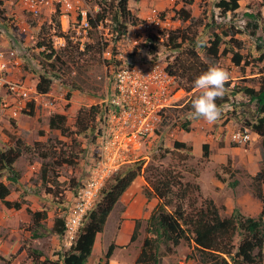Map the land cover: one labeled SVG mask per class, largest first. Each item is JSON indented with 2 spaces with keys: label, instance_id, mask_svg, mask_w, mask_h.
Returning a JSON list of instances; mask_svg holds the SVG:
<instances>
[{
  "label": "rangeland",
  "instance_id": "1",
  "mask_svg": "<svg viewBox=\"0 0 264 264\" xmlns=\"http://www.w3.org/2000/svg\"><path fill=\"white\" fill-rule=\"evenodd\" d=\"M97 1L85 0L84 2L90 18H94L99 10ZM219 1L194 0L190 5H185L182 0H129V8L134 15L138 10L143 13L141 17H138L140 18L138 24H129L124 35L115 40L117 32L116 24L112 19L114 13V9H112L99 27L79 28V32L75 35L81 40L67 41L63 46L56 43L57 57L63 63L53 60L51 61L53 66L39 53L42 47H36V42L41 34L51 41L50 36L53 34V30L47 17L24 16L21 17L22 21L15 20L11 18L6 7L0 9V43L4 48L16 51L6 70L0 73L4 80L2 82H15L24 86V94H22L21 92L11 93L7 83L0 84V149L15 145L16 139H20L23 144L30 146V151L25 152L16 161V167L22 174L21 179L14 184L8 183L11 200L25 201L20 208L21 214L19 215L20 229L22 230L21 242L29 237V233H26V226L31 223L29 210H48L49 215L43 221L46 226H52L53 222L50 223V220H53L55 214L65 213L56 206L52 197L46 194V185L40 179L41 164H46L47 168L52 171L48 172V176L53 182H50L48 186L59 190L61 197L58 200L63 201L62 206L65 210L73 201L71 189L87 178L85 169L95 152L93 138L95 131L86 136L68 135V133L62 135L59 130L48 127V120L52 115L63 114L68 126L67 132H69L76 111L80 107L100 106L108 92L111 80L110 69L105 68L106 58L103 56V52H97L96 47L87 50L85 46L93 45L101 39V42H106L107 47L113 53L123 54L122 57L125 59L133 58L135 62L144 59L148 55L147 36L152 33L150 29L147 31L138 25L144 19L155 15L160 18H169L171 21L169 29L183 28L189 24V21L178 18L175 11L184 5L194 19L202 16L204 24L211 23L206 27L203 35L205 39L211 36L216 25L221 26L219 31L224 30L229 33L228 30L231 26H236L240 31L234 37L243 43V47L238 50L243 56L241 63L234 64L231 61V53L227 52L216 64L229 75L224 96L216 100L221 109V116L212 124L203 119L193 118V112L185 108L187 104V101L185 104V100H188L190 96L195 98L196 89L189 95L179 92L176 106L166 110L160 126L142 143L137 151V157L120 167L118 172L137 164L143 169L157 163L173 166L180 172L183 181L199 186L198 191L193 190V199L197 205L203 199L210 198L222 216L230 215L234 209L245 216L255 217L258 215L260 201L255 195L256 185L253 176L261 164L260 138L247 126L249 109H254L255 105L248 101L243 92L238 91L232 95L229 94V91L232 88L236 90L245 85L258 88L260 70L264 68V53L262 55L260 50L255 47L257 43L255 38L264 35V32L258 28L255 35L251 36L248 34L250 28H247L246 23L256 20L259 25L262 24L264 5H258L256 0H238L237 15L232 18L229 13H223L216 6ZM133 8H137V10L135 11ZM253 12L259 14L255 19L247 15L253 14ZM204 27H199L198 30H202ZM63 28H66L65 21ZM164 37L161 36L157 40L160 52L157 59L162 64H165L167 54H169L168 48L164 45L166 43ZM229 38L230 35L225 36L224 40H229ZM225 47L224 44L221 45V48ZM233 50H237V47H233ZM91 53L95 54L96 61L94 62L87 61ZM39 75L52 77V85L48 93L40 94L35 91ZM72 82L78 87L69 85ZM225 98L227 99L225 100ZM13 108L18 109L15 115L12 113ZM238 132L247 133L249 140L244 143L232 140V134ZM175 141L192 142V153L186 160L182 159L186 150L175 148ZM204 145L207 146V156L203 155ZM69 148L79 151L75 163L73 165H57L55 163L57 154L65 152L66 155L70 152L67 150ZM31 166L34 168H30ZM144 176L145 173L135 179L136 183L141 184L142 190L146 187ZM0 181L7 182L4 173L0 174ZM110 181L106 184H109ZM131 186L133 188V182ZM261 188L264 193V185H261ZM132 199L133 193L129 197V202ZM0 204L1 210L4 205L1 201ZM124 209V206L117 205L116 209L114 208L110 212L103 231L96 237V244L93 246L94 255H90L91 259L96 257L89 264H104L103 255L108 242H115L123 221ZM26 216L30 220L26 221ZM138 220L136 239L133 241L127 239L120 246L122 249H116L118 264H134L143 239L150 235L146 228L147 218ZM5 222H0V236L6 231V228H11L8 221ZM40 230L42 235L39 238L29 239V243L41 249L44 256L52 259L58 258L56 254L64 253L65 249L67 250L75 240L74 238L71 243L62 245L59 241L56 242L53 234L47 233L44 229ZM13 237H17V235H13ZM190 251L191 246L185 241H181L175 247L169 246V249L165 245H161L159 247V264H178L180 260L188 259ZM19 260L17 264H32L27 256L20 257ZM0 264H3L1 259Z\"/></svg>",
  "mask_w": 264,
  "mask_h": 264
},
{
  "label": "trees",
  "instance_id": "2",
  "mask_svg": "<svg viewBox=\"0 0 264 264\" xmlns=\"http://www.w3.org/2000/svg\"><path fill=\"white\" fill-rule=\"evenodd\" d=\"M193 1L182 0V3L190 5ZM256 1L258 5H264V0ZM128 2L129 0H98L97 6L99 10L94 18L89 19L91 27H96L100 22H103L110 14V11L114 9L112 19L116 24L115 30L117 34L115 40L120 39L129 24L136 25L140 21V18L130 10ZM185 5L176 10L175 13L178 18L184 21L188 20L189 24L183 28L163 30L161 36H165L166 43L164 45L169 51L165 70L170 76L174 77L178 87L189 95L195 89V78L206 71L209 66L216 65L227 52L231 53V61L239 65L243 56L238 50L243 47V43L240 39L234 37L237 33H240L236 26H231L228 30L229 33H227L224 30L219 31L218 29L221 26L216 25V29L211 32V36L205 39L203 35L206 27L211 23L204 24L202 16L194 19ZM216 6L223 13H229L232 18L237 15L238 0H220ZM247 15L254 19L259 16V14L254 12ZM55 22L56 29L59 31L58 14H56ZM261 23L259 25L256 20L254 22L248 21L246 23L247 28H250V31L246 28L248 34L254 36L258 28L264 32V17ZM199 27L204 28L198 30ZM228 35H230L229 40H224V37ZM158 38L154 34L147 36L148 54L154 58L158 57L160 53L157 46ZM255 40L257 41L255 47L263 55L264 35L256 37ZM199 41H205V43H198ZM230 43L232 44L230 45ZM222 44L226 47L221 48ZM106 46L107 43L101 42L100 39L93 45H86L85 48L88 50L96 47L97 52L102 53ZM36 47H42L39 53L47 61L56 60L61 64L63 63L57 57L51 41L43 34L39 36ZM233 47H237V50L234 51ZM87 61H96L95 54L91 53ZM105 62L106 64L111 63L106 59ZM51 63L53 66V62ZM258 83V88L245 85L236 90L232 88L229 91V94L232 95L238 91L243 92L248 101L255 105L254 109L248 108L250 115L247 120V126L260 138L261 164L259 170L253 176V181L256 185L255 195L261 202V209L257 216H245L236 209L230 215L222 216L218 207L210 198L203 199L197 205V202L193 199V190L198 191L199 186L183 181L180 172L175 167L157 163L148 165L143 169L137 164L134 167L129 166L118 172L119 168L105 180L104 185L93 201L92 207L81 220L73 243L67 250L65 249L64 253H55L58 258L52 259L44 256V252L41 249L32 246L29 243V239L39 238L42 235L40 229H44L47 233L53 234L54 238L63 245L64 221L68 209L65 210L62 206L63 201L58 200L61 197L59 190L48 186L50 182H53L48 176V172L52 171L47 168L46 164H41L40 179L46 185V194H49L57 204L56 206L61 211H65V213L55 214L52 226L48 227L43 222L48 217V210H29L31 223L26 226V229L30 232V235L28 239L26 238L22 241L19 251L21 249L25 250L32 264H85L87 258L91 255L96 237L103 231L113 207L132 182L145 173L146 187L143 189V194L147 199L156 198L157 203L146 220L147 232L150 235L143 239L134 264H159V247L165 245L169 249V246L175 247L181 241H185L191 246L188 259L193 261V264H264V193L261 188V185L264 184V68L260 70ZM51 85V76L39 75L35 91L40 94L48 93ZM69 85L78 87L74 82ZM226 85L227 83L225 87ZM193 99L194 96H190L188 100H185V104L187 101L185 108L191 112L194 111L191 105ZM99 107L96 105L80 107L76 111L75 119L70 125L69 132H67L68 126L63 114L52 115L48 120V127L49 129L59 130L62 135H67L68 133V135L86 136L93 134L95 131L93 136L95 154L97 153L96 130L98 127L96 116L99 112ZM174 147L186 150V154L182 156L183 160H186L192 153L191 141H175ZM29 149L30 146L23 144L20 139L15 140V145L0 149V174L4 173V177L9 183H17L21 178V172L15 167V163L20 156L30 151ZM67 150H70V152L66 155L65 152L57 154L55 161L57 165H73L75 163V159L79 156V151H75L72 148ZM207 154V146L204 145L203 155L207 156ZM109 180H111L110 183L106 184ZM80 184L71 189L73 194L76 193ZM9 194V185L0 181V201L7 208L20 209L25 201L9 200L7 198ZM135 223L130 241L135 240L137 237L139 220L137 219ZM115 247L117 245L114 241H111L107 246L103 255L104 264H109V259ZM19 251L11 253L7 257L0 256V259L3 264H10L17 257Z\"/></svg>",
  "mask_w": 264,
  "mask_h": 264
},
{
  "label": "built area",
  "instance_id": "3",
  "mask_svg": "<svg viewBox=\"0 0 264 264\" xmlns=\"http://www.w3.org/2000/svg\"><path fill=\"white\" fill-rule=\"evenodd\" d=\"M85 0H0V9L6 7L11 18L23 20L24 16L47 17L53 34L50 39L55 44L64 45L67 41L81 40L75 34L79 28L91 27L90 16L84 4ZM58 14L60 30H56L55 17ZM66 28H63V22ZM100 22L97 27L101 25ZM169 18L152 16L144 19L138 26L161 37V32L170 28ZM159 29V30H158ZM159 31V32H158ZM159 33V35H158ZM14 49L4 48L0 43V73L5 71L10 59L15 56ZM123 54L113 53L107 46L103 56L109 62L110 87L101 101L97 122V148L86 167L87 178L73 194V201L65 216L64 240L69 244L74 240L83 217L92 207L105 180L122 165L137 157L142 143L156 132L163 116L171 107L176 106L178 93L184 92L173 76L165 70V64L152 55L133 61L123 58ZM4 81L0 75V84H8L11 93L23 92L24 86L15 82ZM18 109L13 108L15 115ZM232 140L246 142L247 133H233ZM178 264H193L189 259H182Z\"/></svg>",
  "mask_w": 264,
  "mask_h": 264
},
{
  "label": "crops",
  "instance_id": "4",
  "mask_svg": "<svg viewBox=\"0 0 264 264\" xmlns=\"http://www.w3.org/2000/svg\"><path fill=\"white\" fill-rule=\"evenodd\" d=\"M133 10L136 11L137 8H133ZM142 14L143 13L140 10H138L136 15H137V17H141ZM143 19H144V17H143ZM15 167H16V163H15ZM30 168H34V166H31ZM85 175H86V169H85ZM85 175H84V177H85ZM5 183L8 184L9 182L7 181ZM132 193H133V199L129 202V197ZM10 194L7 197L9 200H11ZM156 203H157L156 198L151 197V198L147 199L145 197V195L143 194L141 184L136 183L135 180L133 181V188L130 185L127 188V190L123 193V195L120 197L119 201L113 207V209L114 208L116 209L117 205H121V206H124L125 209L122 213L123 221L121 223L120 229H119V231L116 235V238H115V243H116V245H118V247H116L113 250V253L109 259V264H111V263L118 264V262H116V249H122L120 246L123 245L127 239H130V236H131L133 229H134V221L137 219H140V218H144V217L148 218L152 209L156 205ZM260 209H261V202H260ZM20 211H21V209L14 210V209L6 208L5 206H2V208L0 210V213H1V215H0L1 221L0 222L8 221V225H11L10 226L11 228H6V231L3 232L0 236V256L7 257L11 253L19 251L21 248V244H22L21 232H22V230L20 229L21 219L19 220V215L21 214ZM48 215H49V212H48ZM25 220L28 221V220H30V218L28 216H26ZM50 223H52V219L50 220ZM26 233H29V235H30V232L28 230H26ZM13 235H17V237H13ZM54 239L56 240V242H58V240L56 238H54ZM95 242H96V240H95ZM65 243L66 242L63 238V244H65ZM95 244L96 243H94V245ZM108 245H109V242H108ZM91 253H92L91 255H94V247H93V250ZM24 256L26 257L27 254H26L25 250L21 249V251H19L17 257L10 264H14V263L17 264L18 261H20L19 260L20 257H24ZM94 258L91 259V257L89 256L87 258V261L85 264L91 263L94 260Z\"/></svg>",
  "mask_w": 264,
  "mask_h": 264
},
{
  "label": "clouds",
  "instance_id": "5",
  "mask_svg": "<svg viewBox=\"0 0 264 264\" xmlns=\"http://www.w3.org/2000/svg\"><path fill=\"white\" fill-rule=\"evenodd\" d=\"M198 43H205L199 41ZM229 79L228 73L220 66L212 65L199 74L194 80L197 94L191 101L193 108L192 116L203 119L209 124L215 123L221 116V109L216 100L225 94V83Z\"/></svg>",
  "mask_w": 264,
  "mask_h": 264
}]
</instances>
